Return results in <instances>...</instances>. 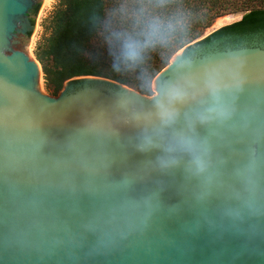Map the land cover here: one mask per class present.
Returning a JSON list of instances; mask_svg holds the SVG:
<instances>
[{
  "label": "water",
  "instance_id": "obj_1",
  "mask_svg": "<svg viewBox=\"0 0 264 264\" xmlns=\"http://www.w3.org/2000/svg\"><path fill=\"white\" fill-rule=\"evenodd\" d=\"M43 1L0 0V264H264V44L47 96Z\"/></svg>",
  "mask_w": 264,
  "mask_h": 264
},
{
  "label": "trees",
  "instance_id": "obj_2",
  "mask_svg": "<svg viewBox=\"0 0 264 264\" xmlns=\"http://www.w3.org/2000/svg\"><path fill=\"white\" fill-rule=\"evenodd\" d=\"M58 2L59 7L49 20V33L33 52L40 64L44 87L51 96L57 95L65 81L81 76L106 78L149 94L151 79L175 51L193 41L199 47L223 31H228L231 39L245 37L257 40L252 43L264 44V0H172L166 7L148 5L149 11L162 17L178 16L183 27L174 33L168 45L150 49L135 69L117 73L111 67L108 40L114 30L132 29L133 21L126 13L140 5L135 0ZM144 2L147 4V0ZM232 13L242 15L200 39L214 20Z\"/></svg>",
  "mask_w": 264,
  "mask_h": 264
},
{
  "label": "clouds",
  "instance_id": "obj_3",
  "mask_svg": "<svg viewBox=\"0 0 264 264\" xmlns=\"http://www.w3.org/2000/svg\"><path fill=\"white\" fill-rule=\"evenodd\" d=\"M140 6L126 13L133 21L131 30H114L108 40L112 56V70L121 72L133 70L140 65L150 49L164 47L173 39L174 33L183 27L178 16L162 17L149 11L153 8L166 7L172 0H135Z\"/></svg>",
  "mask_w": 264,
  "mask_h": 264
},
{
  "label": "rangeland",
  "instance_id": "obj_4",
  "mask_svg": "<svg viewBox=\"0 0 264 264\" xmlns=\"http://www.w3.org/2000/svg\"><path fill=\"white\" fill-rule=\"evenodd\" d=\"M59 7V2L58 0H45L44 3H42L41 8L39 10L37 19H36V23H35V27H34V31L31 35V41H30V50L31 53L33 54L36 45L49 33V20L50 17L53 13V11ZM242 13H232V14H226L221 16L220 18H218L216 21L214 20L213 23L206 28L201 37H204L205 35H208L210 32L214 31L215 29L223 26V25H227L229 23H232L236 20H238L241 17ZM252 42H257V40H251L245 37H239V38H234V39H226L224 43H221V45L225 46V45H233V44H250ZM184 52V50L182 48L178 49L177 51H175L171 57L168 60L167 64H170L171 61H173L176 55H178L177 58H179V56ZM38 62V61H37ZM40 66V64H39ZM166 66V65H165ZM41 70V69H40ZM161 71V70H160ZM160 71L151 79L150 85H149V89H150V93L149 94H144L147 96H154L155 95V91L152 90V84L154 79L160 75ZM68 81H65L62 84V87L60 89L59 92H61L64 88V85L67 83ZM41 91L47 95V96H51L49 94V92L45 89L44 87V81H43V76H42V72H41ZM134 90V89H133ZM136 91V90H135ZM59 92L57 93V95L59 94ZM138 92V91H137ZM143 94V93H141Z\"/></svg>",
  "mask_w": 264,
  "mask_h": 264
},
{
  "label": "flooded vegetation",
  "instance_id": "obj_5",
  "mask_svg": "<svg viewBox=\"0 0 264 264\" xmlns=\"http://www.w3.org/2000/svg\"><path fill=\"white\" fill-rule=\"evenodd\" d=\"M44 2V1H43ZM32 35V34H31ZM226 39H231L230 36H229V33L228 31H223V32H220L218 35L216 36H213L212 38L209 39V41L205 42L204 44L200 45L199 47H201L202 51L206 50L207 48H213V47H217L219 45H221V43H224ZM30 41H31V36H30V40H29V43H28V54L31 56V58L34 60L35 57L34 55L31 53V50L29 48L30 46ZM222 46V45H221ZM198 47V50H201L200 48ZM184 56L187 55V52H185L183 54Z\"/></svg>",
  "mask_w": 264,
  "mask_h": 264
},
{
  "label": "bare ground",
  "instance_id": "obj_6",
  "mask_svg": "<svg viewBox=\"0 0 264 264\" xmlns=\"http://www.w3.org/2000/svg\"><path fill=\"white\" fill-rule=\"evenodd\" d=\"M45 1V0H44ZM48 1V0H47ZM44 3V2H43ZM38 80H39V86L41 85V73L40 71L38 70ZM40 89H41V86H40Z\"/></svg>",
  "mask_w": 264,
  "mask_h": 264
}]
</instances>
